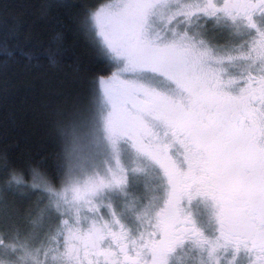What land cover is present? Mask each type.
<instances>
[{
	"label": "snow or ice",
	"instance_id": "1",
	"mask_svg": "<svg viewBox=\"0 0 264 264\" xmlns=\"http://www.w3.org/2000/svg\"><path fill=\"white\" fill-rule=\"evenodd\" d=\"M90 19L116 71L64 184L31 174L57 228L0 220V264H264V0H111Z\"/></svg>",
	"mask_w": 264,
	"mask_h": 264
},
{
	"label": "trees",
	"instance_id": "2",
	"mask_svg": "<svg viewBox=\"0 0 264 264\" xmlns=\"http://www.w3.org/2000/svg\"><path fill=\"white\" fill-rule=\"evenodd\" d=\"M105 1L0 0L2 187L13 174L32 182L33 170L52 187L61 184L70 137L88 119L98 81L115 66L90 26Z\"/></svg>",
	"mask_w": 264,
	"mask_h": 264
},
{
	"label": "rangeland",
	"instance_id": "3",
	"mask_svg": "<svg viewBox=\"0 0 264 264\" xmlns=\"http://www.w3.org/2000/svg\"><path fill=\"white\" fill-rule=\"evenodd\" d=\"M109 2H111V0L103 2L98 7H96L94 11ZM90 26L93 31L92 35L94 39L99 42L100 38L96 34V30L92 25L91 19ZM217 35L220 38L219 42L222 44L226 43L229 40L228 33H217ZM114 71H116V65L113 66L112 73ZM111 75L112 74L104 79L111 77ZM122 78L131 80L134 77L132 73H127ZM99 92L100 88L98 81L97 97L99 96ZM95 109L96 103H94V107L89 114L88 119L82 121V123L80 122V125H78V128L76 129L77 132L74 134L75 136L72 135L70 137L72 139V142L70 143L71 146L68 154V165L66 168L65 176L61 184L56 188H60L67 178L69 167L72 164V149L76 148L77 150H79L84 144L88 142L87 138L88 134L92 131ZM7 184L4 183L3 187L4 185L6 187ZM25 184H27L28 186L18 187L13 184L11 190L9 191H4V188L0 184V220L7 217L9 222L16 224L21 229L33 231L38 238L42 239L43 236L49 231H55L59 222L54 221L53 219L55 213L49 214L48 212H46V209H48L49 206V197L46 191H44L42 187L40 189L32 187V182ZM104 214H106V210ZM37 219L40 220V224L38 226H34L33 221Z\"/></svg>",
	"mask_w": 264,
	"mask_h": 264
}]
</instances>
